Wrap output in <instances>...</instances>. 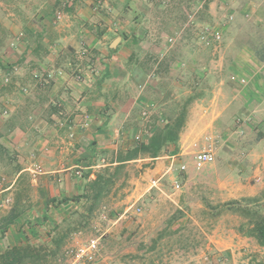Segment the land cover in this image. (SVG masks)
<instances>
[{
	"label": "crops",
	"instance_id": "0c3cea01",
	"mask_svg": "<svg viewBox=\"0 0 264 264\" xmlns=\"http://www.w3.org/2000/svg\"><path fill=\"white\" fill-rule=\"evenodd\" d=\"M50 1L45 11L41 10L38 21L27 23L20 31L24 35L19 43L11 47L14 38L9 39L7 46L14 56L0 52V202L12 197L9 207L0 206V253L9 245L44 239L48 224H36L41 223L43 215L50 217L47 222H60L72 208L66 202L47 210L49 200L71 197L85 187L86 179L78 176L76 170L80 169L82 175L91 170L89 177L94 178L95 171L110 161L119 146L131 145L125 134L129 129L134 137L137 133L143 134L144 139L148 137L151 122L167 114L177 93L185 94L183 99L195 94L198 85L205 81L203 78L208 80L209 95L196 97L189 105L180 133L179 152L163 154L154 160L160 167H166L164 174H168L175 164L195 167V153L206 148H211L215 157L219 152L232 155L223 147L231 141L233 150L236 146L243 149L244 157L254 150L257 156L254 162L259 163L256 169H261L264 175V0H259L262 4L252 11L257 42L246 43L244 55L238 54L233 59L238 65L231 68V74L245 77V84L227 77L225 67L222 72L209 74L207 67L199 66L192 57L190 70L173 73V69L185 65L184 58L171 60L166 52H161V46H153L161 57L157 55L156 63H150L148 53L152 46L145 37L149 28L145 20L148 12L158 13L153 9L155 0H110L113 13L121 16L114 21L102 17L101 12L107 11H94L93 0ZM61 1L66 5L63 19L67 23L60 27L54 24V17L55 6ZM174 12L170 15L174 21L168 17L165 20L169 25L174 24L171 33L181 32L175 43L192 51L189 40L193 30L184 28L187 19L175 24L182 14L176 9ZM92 14L97 16V21H91ZM158 25L161 30L162 24ZM116 37L120 38L117 49L110 51ZM166 38L168 48L173 44L169 45ZM83 46L89 49L90 61L86 60V64H94L98 72H88L84 81H78L69 63L76 62V53ZM59 69L64 70V75L58 74ZM7 75L12 80L9 84L2 83L1 78ZM23 87H28L29 92H23ZM205 100L208 107L202 114L192 113L193 105ZM145 109L149 114L144 118ZM4 110L8 111L6 115ZM60 121L66 125L62 127ZM84 121L88 124L83 125ZM70 124L74 137L69 136ZM251 128L256 130L254 139L241 140L245 136L240 135L251 132ZM227 135L234 138L227 139ZM236 136L240 139H235ZM200 138L203 143L199 147ZM215 145H218L216 150ZM35 164L42 165V174H32ZM250 190L248 194H253V188ZM12 212L19 214L2 235L5 218ZM215 246L223 251L235 245L222 238L216 240Z\"/></svg>",
	"mask_w": 264,
	"mask_h": 264
},
{
	"label": "rangeland",
	"instance_id": "374dc122",
	"mask_svg": "<svg viewBox=\"0 0 264 264\" xmlns=\"http://www.w3.org/2000/svg\"><path fill=\"white\" fill-rule=\"evenodd\" d=\"M258 1L208 0L207 3L198 5L196 0H155L157 4L153 5V9L158 13L153 12L154 10L148 12L149 16L145 20L149 27L145 37L152 46L148 53L149 62L156 63L157 55L161 57L157 49L153 48L161 46V52H166L171 60L178 56L184 58L185 65L173 69V73L180 69L190 70L189 64L197 60L198 65L207 67V72L211 75L222 72L225 67L227 77L231 76V80L236 81L232 79L231 68L236 67L238 62H233V59L238 54L244 55L243 46L246 43L257 42L256 34L253 32L252 11L260 4ZM50 2L52 1L0 0V44L4 41L0 45V52L5 51L8 56H14L11 43V47L9 44L7 46L9 39L22 33L20 31H23L27 23L37 22L41 10L44 12L45 6ZM108 4L112 8L110 0ZM92 5L93 3L91 7ZM65 6L62 1L55 6L57 10L55 14L60 12L63 16L61 20L54 17V24L60 27L61 24L67 23V19H63ZM245 8L246 12H243ZM92 9L94 10L93 7ZM174 9L179 15L180 12L182 14L175 24L183 20L185 22L187 15L195 12L199 23L216 25L222 30V40L214 45L205 46L198 41L197 31L194 30L191 31L189 40L192 51L179 43L167 48L165 38L168 34L174 33V31L171 33L174 24H168L169 21H174V18L170 17L175 14ZM101 15L111 21L121 17L120 14L115 15L113 11L110 13L102 11ZM167 17L169 21L165 20ZM90 18L92 22L98 19L95 14L90 15ZM127 18L129 19L130 15ZM159 23L162 24L161 30L158 29ZM77 32L78 30L75 31ZM96 33L93 31V34ZM173 65L176 66V61ZM173 75L175 77L177 74ZM203 79L205 81L198 85V91L207 97L208 80ZM1 82L5 83V77L1 78ZM184 95L177 93V98L170 102L167 114H171L172 108H178L177 105L183 101ZM193 106L192 113L200 115L202 114L200 112L208 107V102L205 100ZM192 113V116H196ZM145 124L144 121L141 126L144 127ZM251 129V132L240 135L245 136L243 137L245 139L241 140L254 139L256 130ZM125 134L127 143H135L133 131L129 129ZM231 137L234 138L233 135H227V139ZM200 139L199 147L203 143V139ZM235 139L240 138L236 136ZM217 146L215 145V150ZM223 147L233 154L225 156L219 152L215 160L202 169L189 166L188 169L181 170L179 163L180 165L173 166L171 173L164 174L166 167H160L156 163L157 160L144 158L131 162L128 166L127 185L105 199L91 224L75 233L73 238L66 242L61 256L68 246L97 236L100 237L101 250L100 256L93 264H264V246L259 245L254 237L242 235L237 230L245 218L230 211L217 214L215 210V207L230 199L258 195L264 188V175L260 172L261 169H256L259 163L254 162L257 159L254 150L244 157L243 149L236 146L233 150L231 141ZM246 161L250 165H247ZM158 178L160 180L157 186H152V179ZM174 178L181 183L179 190L173 187ZM251 188L253 194H248L252 191ZM138 208H141L139 212ZM222 238L229 239L235 246L219 251L215 246L216 240ZM55 262L51 264H56Z\"/></svg>",
	"mask_w": 264,
	"mask_h": 264
},
{
	"label": "trees",
	"instance_id": "16d2710c",
	"mask_svg": "<svg viewBox=\"0 0 264 264\" xmlns=\"http://www.w3.org/2000/svg\"><path fill=\"white\" fill-rule=\"evenodd\" d=\"M116 49L110 48V51ZM202 96L201 91L188 95L178 103V108H172L171 114L154 118L150 125V135L142 141H134L135 143L127 147H119L114 151L110 161L95 171L94 178L89 177L91 170H88L82 175L86 179L82 192L71 197L51 198L47 210L57 208L66 202L71 203L72 208H69L67 216L60 222H47L50 217L43 215L41 223L36 224L39 226L48 224L46 237L39 242L26 240L9 245L0 253V264H51L54 261L57 263L68 238L91 224L105 199L127 185L128 166L131 162L144 158L154 160L163 154L174 155L179 152L180 133L185 125L188 107L196 97ZM158 120L162 123L157 125ZM215 208L217 214L230 211L243 216L245 220L238 226V232L254 237L259 245L264 246V188L258 195L230 199ZM18 214L12 212L5 218L2 235Z\"/></svg>",
	"mask_w": 264,
	"mask_h": 264
},
{
	"label": "built area",
	"instance_id": "2783aa9c",
	"mask_svg": "<svg viewBox=\"0 0 264 264\" xmlns=\"http://www.w3.org/2000/svg\"><path fill=\"white\" fill-rule=\"evenodd\" d=\"M109 0H95L93 8L96 12H99L101 10H105L110 13L112 11L111 5L108 4ZM208 0H196V4L203 5L207 3ZM56 15V14H55ZM62 13L58 12L55 18L57 20L62 19ZM191 28L193 31L196 30V38L200 43H202L205 46L214 45L216 43H219L222 40V30L217 27L216 25H212L209 23H199L198 18L195 12L190 13L187 15V21L184 24V28ZM181 32L179 30L174 31L173 34L167 36L166 40L169 45H172L176 42L177 39H179ZM23 39V34L19 33L17 36L14 37L13 41L11 42V46H15L17 43H19ZM76 62H70L69 66L72 69V72L75 76V78L78 81H84L87 73H97L98 68L92 64H86V60L90 61L89 59V49L86 46L81 47L80 50L76 53ZM59 75H64V70L59 69L58 70ZM50 76V75H49ZM232 79L239 81L242 84H245L247 82L245 77H238L237 75H233ZM10 81V77H5V83H8ZM23 92H27L28 88L23 87ZM8 113L7 110L3 111V114L6 115ZM149 114V110L145 109L142 112V116L145 118ZM239 119L238 121H240ZM88 121H84L83 125H87ZM60 125L63 127L66 125L65 121H60ZM68 126V124H67ZM70 128V137H74V131L73 125H69ZM148 133L145 132V135ZM136 141H142L144 139L143 134L137 133L135 135ZM215 153L211 148H206L203 150H200L195 153L194 156V165L196 169H202L206 165L212 163L215 160ZM104 162V160L102 161ZM187 165L181 164V170H186ZM31 172L33 175H39L44 172L42 165L35 164L31 168ZM76 174L78 176H82V171L80 169L76 170ZM6 177H2V181H5ZM158 179H152L151 183L152 186H157ZM173 181V187L175 190H179L181 188V183L177 178L172 179ZM12 203V197L7 196L3 201L0 202L1 207H9ZM141 208H138L137 211L139 212ZM100 250H101V241L100 237L93 236L88 238L87 240L77 244L68 246L65 250L63 255L59 258L56 264H93L98 257L100 256Z\"/></svg>",
	"mask_w": 264,
	"mask_h": 264
},
{
	"label": "water",
	"instance_id": "95a60500",
	"mask_svg": "<svg viewBox=\"0 0 264 264\" xmlns=\"http://www.w3.org/2000/svg\"><path fill=\"white\" fill-rule=\"evenodd\" d=\"M119 41H120V38L116 37L111 43V48H116V46L118 45Z\"/></svg>",
	"mask_w": 264,
	"mask_h": 264
},
{
	"label": "clouds",
	"instance_id": "9594fccd",
	"mask_svg": "<svg viewBox=\"0 0 264 264\" xmlns=\"http://www.w3.org/2000/svg\"><path fill=\"white\" fill-rule=\"evenodd\" d=\"M8 76V75H7Z\"/></svg>",
	"mask_w": 264,
	"mask_h": 264
}]
</instances>
